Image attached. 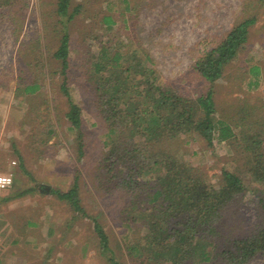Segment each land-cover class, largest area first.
<instances>
[{"label":"rangeland","instance_id":"obj_1","mask_svg":"<svg viewBox=\"0 0 264 264\" xmlns=\"http://www.w3.org/2000/svg\"><path fill=\"white\" fill-rule=\"evenodd\" d=\"M26 1L27 7L18 15L16 9L0 7V84H7L6 88L0 89V116L7 114L5 106L8 111L9 105L12 106L11 114L18 113L17 108L21 107L25 125H34L31 128L33 132H18L17 137L11 136L12 133L3 137L7 131L1 133L0 174H11L13 184L0 191V209L4 199L14 201L16 194L30 188L27 183H21L25 177L34 179L47 174L49 181L61 184L60 187L55 186L61 191L69 188V183L67 186L64 180H69L72 185V179L76 178L80 203L89 216L79 218L74 229L65 233L67 229L63 228L65 232L56 235L61 239L59 253L52 249L45 251L44 247L31 249L30 245H25L21 252L24 261L16 259L20 252L13 251L9 256L8 248H0V264H108L110 254L100 252L92 228L93 219L100 223L109 237V248L115 261L139 264L133 258L137 254L134 252L131 256L132 251L126 247L127 240L122 239L131 231L122 224L126 212H120L124 203L119 199V191L99 189L96 181L101 157L110 151L113 137L108 135L102 114L97 109L93 85L83 80L82 67L84 58L95 61L102 54L128 51L129 43L140 46V54L144 58L145 54L152 58L153 68L159 71L164 81L177 86L176 91L180 95L196 97L212 90L216 108L213 118L228 122L237 140H215L212 146H208L195 135H184L173 142H165L161 147L191 164L201 173L202 181L215 189L223 182L222 171L241 177L245 195L229 207L223 223L226 227L228 225L234 236L239 237L262 227L264 185L255 181L246 161L247 153L240 145L262 139L264 129L256 126L262 131L252 137L253 132L247 135L244 131L240 133V129L252 120H264V0H71L69 11L74 12L71 20L57 13L58 0ZM105 17L114 21L111 29L105 24ZM248 17L255 18L256 22L250 26L242 49L224 68L223 77L214 84H208L195 75L191 66L199 50L219 41L234 25ZM64 34L69 39L67 88L73 102L82 111L79 138V131L70 130L65 116L68 103L60 89V64L53 56ZM251 66L260 67L257 87L247 85L255 79L248 74ZM24 83L38 87L28 94L16 91L23 88L20 85ZM43 104H53L52 113L45 115L44 109L40 111ZM6 127L11 132V127L17 126L15 122H9ZM44 130L52 133L49 139L44 138L48 134ZM48 141L52 142L49 145L52 149L44 146L43 142L47 144ZM79 145L83 147L82 157L78 154ZM42 154H48L47 159L42 158ZM18 156H21L22 165L29 175L20 169ZM52 157L61 163L51 162L55 170H43L42 159ZM35 187L31 194L5 208L6 214L14 206L18 207L14 208V213L20 208L26 212L34 210L39 185ZM62 207L63 204L55 208L56 214ZM5 225L1 226L0 222V229L7 228L6 232L17 227L11 218L9 226ZM133 226L135 229V224ZM141 228L139 225L135 232ZM135 234L127 236L135 239L138 236L137 232ZM70 241L76 243L75 246L65 245ZM129 241L130 245L136 242ZM82 244H86L84 246L88 250L80 249L84 248ZM248 264H264V254H258Z\"/></svg>","mask_w":264,"mask_h":264},{"label":"trees","instance_id":"obj_2","mask_svg":"<svg viewBox=\"0 0 264 264\" xmlns=\"http://www.w3.org/2000/svg\"><path fill=\"white\" fill-rule=\"evenodd\" d=\"M70 1L58 0L57 3V13L68 20L74 15L69 11ZM27 4L26 0H0L1 8L16 9L17 15ZM104 22L110 29L114 23L110 17H105ZM255 22L253 17L245 18L219 41L204 45L193 60V73L208 84L219 81L224 68L246 43L248 30ZM140 49L129 43L128 51L102 54L95 61L84 58L82 62L83 80L93 85L97 109L108 135L113 137L110 151L101 157L96 181L99 189L120 193L119 199L124 203L120 212H126L122 224L131 231L122 239L127 240L126 247L132 251L130 255L135 252L137 256L133 258L139 264H248L258 254H264V224L251 234L239 237L223 223L229 207L245 195L241 177L222 171L223 182L215 189L202 181L201 173L191 164L161 147L184 135H195L208 146L215 140L236 141L233 128L225 120L213 118L216 108L211 89L196 97L180 95L178 87L164 81L153 68L152 58L148 54L145 58L141 56ZM68 55L69 39L64 34L53 56L61 68L60 89L68 103L65 116L70 130L79 131V138L82 111L67 88ZM259 72V66L249 68L248 74L255 78L248 82L249 87H257ZM6 87V83L0 84V89ZM37 87L32 84L16 91L28 94ZM258 125L264 129V120L246 123L240 133L251 135L253 132L251 137L255 136L262 131L256 127ZM240 148L247 153L246 161L255 181L264 185V137L249 145L241 144ZM78 154L83 156L81 145ZM18 160L22 172L28 174L21 156ZM77 187L57 195L68 202L73 212L85 217ZM30 192L22 191L14 197ZM134 224L135 229L139 225L142 228L136 230L139 238L131 239L127 234L136 235L132 229ZM92 226L100 252L110 254L108 264H122L111 256L109 237L100 223L93 219ZM129 240L136 242L130 245Z\"/></svg>","mask_w":264,"mask_h":264},{"label":"crops","instance_id":"obj_3","mask_svg":"<svg viewBox=\"0 0 264 264\" xmlns=\"http://www.w3.org/2000/svg\"><path fill=\"white\" fill-rule=\"evenodd\" d=\"M30 84H22L20 85L21 87H27ZM22 89V88H20ZM0 102H2L0 100ZM52 105H47V104H43L40 105L41 106V110L43 111V113L49 114L52 113ZM39 106V107H40ZM2 106H0L1 108ZM20 108V109H19ZM17 108L18 109V113L16 114H11L10 110L12 109V106L9 105V111L7 110V106H5L6 112L7 114L3 117L0 116V137L1 133L3 131H7L6 135H11L10 133H12L11 136H15L17 137L18 132L25 133V131L29 134L31 131V128L34 126L32 125L33 123H31L29 126H26L25 124H27L24 121V116L22 114L21 111V107ZM26 121V120H25ZM9 122H15L17 127H11L12 130L11 132L9 130H6V125ZM19 128V129H18ZM46 131L47 136H44L45 139H49L52 136V133H50V130H44ZM27 136V135H26ZM45 145V147L47 148H53L51 145V141H48L47 144L46 142H43ZM45 153V151H43V154ZM42 154V158L47 159L46 157H48L46 154V156H44ZM40 158V160L42 159ZM69 159V157H67ZM42 159V166H43V170H49V168L52 170H55L54 168V163H61L59 159H57L58 161H56L55 158H50L49 160H45ZM53 164H52V163ZM24 167V166H23ZM25 169V168H24ZM26 171V169H25ZM27 172V171H26ZM29 175V174H26ZM47 175V174H46ZM46 175H43V177L40 178H24V180H22L21 183H27L28 186L30 188H28L27 190H31L30 193L31 194L33 192V189L36 188L35 186L39 185V191H36L35 193L37 194L36 197V205L34 206V210L26 212L24 209L20 208L21 206H19V210H17V212H13L14 208H18L15 207L10 210V212L8 214H6L5 212V208L8 209L9 206H11L12 204H16L18 202V200H20L21 197H15L16 199H14V201H3V207H1L0 209V222H1V226H6L5 224H7V226H9V222H10V218H11V222L16 225L17 227L15 228H10L7 232V228L4 230L3 228L0 229V236H1V244H0V248H2L3 250H6L8 248V252H9V256L11 255V253L13 251L15 252H20V255H18L16 257L17 260H24L23 257L21 256V252L26 248V246L31 247V249H45V251H48L49 249L55 250L59 253L60 249V245H61V239L56 238V235L59 234L60 236V232H65L64 229L66 228V232H68V230L70 229H74V225L77 222V220L79 218H81L80 216H78L77 213L73 212L70 205L68 204V202L66 200L60 199L57 195V193H67L69 192L73 187H77V181L76 178L72 179V185H70V181L69 180H64V183L66 182L67 186L69 183V188L66 191H61L58 187L55 186H59L61 184H55L53 181H49L48 178H46ZM45 176V177H44ZM60 183V181H59ZM33 187V188H32ZM55 187V188H54ZM27 190H23V191H27ZM39 197V198H38ZM80 199V198H79ZM81 201V200H80ZM12 202V203H11ZM63 204L64 208L62 207V209L56 214L55 212V208H57L58 206L61 207V205ZM6 205V206H5ZM83 208V207H82ZM84 209V208H83ZM85 210V209H84ZM86 212V211H85ZM32 213V214H31ZM34 213V214H33ZM72 214V216H71ZM74 214V215H73ZM87 214V212H86ZM11 215V216H9ZM15 215V216H13ZM87 216H89L87 214ZM8 220V222H7ZM61 220V222H60ZM68 221V224L66 223ZM7 222V223H6ZM73 222V223H72ZM2 223H5L2 225ZM64 228V229H63ZM28 233V236L26 237ZM72 242V241H70ZM66 242L65 245H74L76 243L72 242ZM45 245V246H44ZM84 248H80V249H84V250H88L84 245L86 244H82ZM25 261V260H24ZM20 262V261H19Z\"/></svg>","mask_w":264,"mask_h":264},{"label":"built area","instance_id":"obj_4","mask_svg":"<svg viewBox=\"0 0 264 264\" xmlns=\"http://www.w3.org/2000/svg\"><path fill=\"white\" fill-rule=\"evenodd\" d=\"M12 165H15V162H12ZM13 184V176L11 174L3 175L0 174V191L9 189ZM1 244V236H0Z\"/></svg>","mask_w":264,"mask_h":264}]
</instances>
